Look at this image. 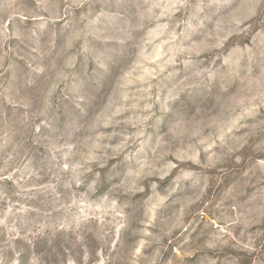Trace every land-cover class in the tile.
<instances>
[{
    "label": "rangeland",
    "instance_id": "obj_1",
    "mask_svg": "<svg viewBox=\"0 0 264 264\" xmlns=\"http://www.w3.org/2000/svg\"><path fill=\"white\" fill-rule=\"evenodd\" d=\"M0 264H264V0H0Z\"/></svg>",
    "mask_w": 264,
    "mask_h": 264
}]
</instances>
